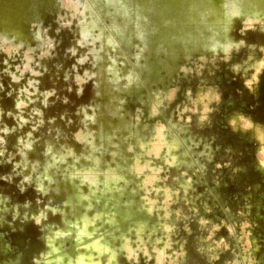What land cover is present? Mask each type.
Listing matches in <instances>:
<instances>
[{"label": "clouds", "instance_id": "9594fccd", "mask_svg": "<svg viewBox=\"0 0 264 264\" xmlns=\"http://www.w3.org/2000/svg\"><path fill=\"white\" fill-rule=\"evenodd\" d=\"M0 264H264V0H0Z\"/></svg>", "mask_w": 264, "mask_h": 264}, {"label": "bare ground", "instance_id": "6f19581e", "mask_svg": "<svg viewBox=\"0 0 264 264\" xmlns=\"http://www.w3.org/2000/svg\"><path fill=\"white\" fill-rule=\"evenodd\" d=\"M219 78H221L225 82V84H227L230 81V78L228 77L227 73H225L223 76Z\"/></svg>", "mask_w": 264, "mask_h": 264}, {"label": "rangeland", "instance_id": "374dc122", "mask_svg": "<svg viewBox=\"0 0 264 264\" xmlns=\"http://www.w3.org/2000/svg\"><path fill=\"white\" fill-rule=\"evenodd\" d=\"M221 79V78H220ZM222 80V79H221ZM223 81V80H222ZM224 82V81H223ZM225 83V82H224ZM6 104H8L10 106L11 104V101H5ZM226 187V183L224 185ZM229 195H233V193H229Z\"/></svg>", "mask_w": 264, "mask_h": 264}]
</instances>
